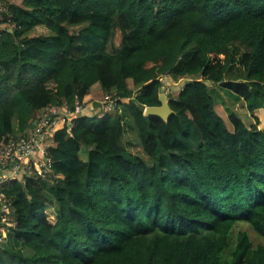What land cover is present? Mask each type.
Listing matches in <instances>:
<instances>
[{"label": "trees", "instance_id": "1", "mask_svg": "<svg viewBox=\"0 0 264 264\" xmlns=\"http://www.w3.org/2000/svg\"><path fill=\"white\" fill-rule=\"evenodd\" d=\"M4 1L0 140L43 109L73 112L94 84L116 112L54 131L50 180L0 183L13 223L0 264H264V245L233 234L247 224L264 238V128L228 107L225 118L209 85L264 108V0ZM231 44L245 47L239 63ZM165 76L189 79L167 120L144 114Z\"/></svg>", "mask_w": 264, "mask_h": 264}, {"label": "rangeland", "instance_id": "2", "mask_svg": "<svg viewBox=\"0 0 264 264\" xmlns=\"http://www.w3.org/2000/svg\"><path fill=\"white\" fill-rule=\"evenodd\" d=\"M7 1L10 3H20V0H7ZM46 32H47V30L43 26H36L33 29V31L31 32V34H40V33H46ZM119 35H120L119 31H116V34H115L114 40H113L116 45L119 43ZM231 45H232V50L234 52V57H235L234 62L239 63L243 54L246 51L245 47H243L241 45L238 46L236 44H231ZM188 80H189L188 78H183V79L179 80L178 82H173L169 77H167V76L163 77L162 81L165 85V93L176 94L178 92V90ZM209 85H210V87L215 89V91L217 93L215 109L220 114H222L225 118L227 116L226 108L228 107L229 109L234 110L244 120V122L247 126H250L253 123H256L255 118L257 117L259 120L258 124L256 123L257 127L260 129L264 128V108H260V109L256 110L254 113H250L246 109L243 101L240 100V101L235 102L229 95H227L224 92L223 89H221L219 87H214V85L210 82H209ZM89 92H90L92 98L95 100L96 106L84 107L83 101H82V104L81 103L77 104L76 109L73 112H71V111H69V109L65 105H62L61 106L62 110L58 114L59 119L62 120L61 121L62 124L66 120L71 122V120L74 116H78L79 114H84V112H86V111L93 112V115L97 116V118H100L105 113H115L116 112V104H115L116 101H115V99L110 96L111 94L103 93L99 84L92 86ZM135 92H138V91H135ZM106 96H109L110 99H107ZM213 96H214V94H213ZM57 109H55V107H53V109L48 110V113H51V112L56 113ZM119 112H122V109H119ZM124 123H125V128L127 129L125 140L129 144V146H128L129 150L134 152V153H137L139 155H142V151H141V148H140L138 138H137L135 131L134 130H132V132L129 131V128L131 127L130 119L126 118L124 120ZM14 124H15V122H14ZM51 130H53V132L55 131V124L54 123H53V129H51ZM49 180H50V178H49ZM1 212H3V211L1 210V207H0V213ZM47 218L52 222L55 221V215L52 212V210H50V209H47ZM239 229H243V230H246L248 232L250 239L253 242V245H257V244L264 245V238L256 235L247 224L237 225L233 229V234L235 235V233ZM6 230H7V228H5L4 225L2 224V222L0 221V233H1L0 234V244L6 239V236L8 233V231L6 232Z\"/></svg>", "mask_w": 264, "mask_h": 264}, {"label": "built area", "instance_id": "3", "mask_svg": "<svg viewBox=\"0 0 264 264\" xmlns=\"http://www.w3.org/2000/svg\"><path fill=\"white\" fill-rule=\"evenodd\" d=\"M7 9V2L0 0V19ZM106 98L110 99L109 96ZM75 104L77 107L80 103L76 100ZM47 114L48 111H45L29 132L0 140V183L13 179L22 180L24 175L31 174L47 179L51 177L52 160L47 155V148L52 144L54 132L51 129L54 121H49ZM0 207L3 211L0 213V221L7 228V232L8 228L13 226L10 219V202L1 192Z\"/></svg>", "mask_w": 264, "mask_h": 264}, {"label": "water", "instance_id": "4", "mask_svg": "<svg viewBox=\"0 0 264 264\" xmlns=\"http://www.w3.org/2000/svg\"><path fill=\"white\" fill-rule=\"evenodd\" d=\"M170 96L171 94L165 93V85L162 82V86L158 94L160 104L157 106H146L144 108V114L159 116L163 120H167L170 114L172 113V110L167 100V98H169Z\"/></svg>", "mask_w": 264, "mask_h": 264}, {"label": "crops", "instance_id": "5", "mask_svg": "<svg viewBox=\"0 0 264 264\" xmlns=\"http://www.w3.org/2000/svg\"><path fill=\"white\" fill-rule=\"evenodd\" d=\"M94 85H98V84H94ZM82 101H83V106L84 107H87V106H96L95 100L92 98L90 92L87 95L84 96V98H83ZM53 107H55V109L58 108L56 110L57 112L55 111L56 113L53 112V114H55V117L53 119L54 124H55V130H57V129L61 128L63 126V124H64V123L62 124V122H61L62 120H60L59 117H58L59 116L58 114L61 112L62 107H57V106H53ZM53 107H49V108L43 109L41 113H44L45 111H48L49 109H53ZM79 115L94 116L93 115V112H89V111H86V112H84V114H79ZM30 130H32V127L31 128H28L23 134L29 132ZM21 135L22 134H20L19 132H16V136H21Z\"/></svg>", "mask_w": 264, "mask_h": 264}]
</instances>
